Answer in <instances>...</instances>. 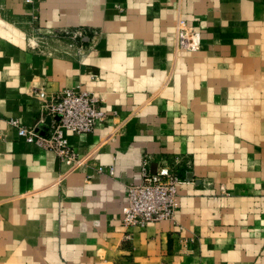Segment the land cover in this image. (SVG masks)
Returning a JSON list of instances; mask_svg holds the SVG:
<instances>
[{"label": "crops", "instance_id": "crops-1", "mask_svg": "<svg viewBox=\"0 0 264 264\" xmlns=\"http://www.w3.org/2000/svg\"><path fill=\"white\" fill-rule=\"evenodd\" d=\"M181 21L199 33L198 52L173 50ZM263 45L264 0H4L0 264H264L261 170L201 182L197 145L208 139L182 121L183 107L207 117L216 95L222 105L244 95ZM36 89L100 100L105 117L90 133L65 132L74 163L8 125L45 130ZM181 151L196 166L177 187L173 219L125 228L127 187L141 180L143 159Z\"/></svg>", "mask_w": 264, "mask_h": 264}, {"label": "rangeland", "instance_id": "rangeland-1", "mask_svg": "<svg viewBox=\"0 0 264 264\" xmlns=\"http://www.w3.org/2000/svg\"><path fill=\"white\" fill-rule=\"evenodd\" d=\"M185 29L186 31L183 34L188 39L192 38L191 33L193 30L188 26ZM195 33L197 36L192 38L197 43L195 49L183 45L180 46L177 39V31L173 50L190 53L198 52L200 49V35L197 32ZM94 34L92 39L97 33ZM96 39L93 42H96ZM248 54L254 57L250 49ZM256 59H258V56ZM250 60L252 61L248 67L251 68V72H254L255 76L253 79L246 81L244 95L241 94L240 96L237 94L238 92H233L227 97L223 105L222 99L220 97L218 99L216 95V99L220 100L218 101L220 104L217 105V110L206 113L207 117L203 112L195 114L194 111L189 112L188 106L183 107L182 112H184L185 108L186 114L183 113L182 121L188 120L195 123L194 127L196 128L191 130L196 132L195 134L199 138L208 139L209 144L205 142L197 145L199 147L198 157L203 160L201 162L202 166H199L201 173H198L201 182L203 181L208 185L221 184L222 182L233 184L237 180V175L232 173L237 170H261L260 189H257L256 192L261 194L264 208V45L262 46L261 61L258 64H254V60L252 58ZM199 83L201 85L203 82L199 81ZM216 87L218 86L215 85L214 88ZM231 90H238V86ZM193 97L187 95L185 98H188L189 101ZM196 115L197 118H193ZM214 137H220L221 140L214 143L209 142ZM193 155L188 151H181L180 153L177 152V154L158 153L152 155L151 158L155 162L162 160L163 162L159 164H163L165 168L173 169L177 172L180 179L184 181V172L195 169L196 160ZM198 162L197 165H199ZM191 178H193V175Z\"/></svg>", "mask_w": 264, "mask_h": 264}, {"label": "built area", "instance_id": "built-area-1", "mask_svg": "<svg viewBox=\"0 0 264 264\" xmlns=\"http://www.w3.org/2000/svg\"><path fill=\"white\" fill-rule=\"evenodd\" d=\"M3 1L0 0V17L3 13ZM185 27L181 21L177 30L180 46L195 49L197 43L192 38L197 35L193 31L192 38L188 39L183 34L186 31ZM84 32L77 31L76 36H82ZM33 94L44 103L47 119L45 130L25 127L16 118L8 119V125L27 143H34L52 152L62 163H74L77 155L68 143L65 132L73 135L90 133L96 123L103 121L105 117L100 100L94 94L72 89L58 91L49 98L41 89L34 90ZM151 161H153L151 157H145L140 169L141 180L128 184L127 205L122 220L125 228L145 227L150 223L171 220L177 210V187L183 180L173 169L159 164L163 162L162 160L154 161L156 168L151 172L149 169ZM98 172L103 171L100 169ZM128 238L126 235V239Z\"/></svg>", "mask_w": 264, "mask_h": 264}, {"label": "water", "instance_id": "water-1", "mask_svg": "<svg viewBox=\"0 0 264 264\" xmlns=\"http://www.w3.org/2000/svg\"><path fill=\"white\" fill-rule=\"evenodd\" d=\"M155 167H156V165L155 164H152V166H151V172H154L155 171ZM188 177H192V175L191 174H189L188 175Z\"/></svg>", "mask_w": 264, "mask_h": 264}]
</instances>
